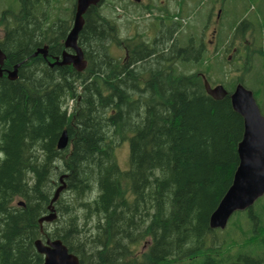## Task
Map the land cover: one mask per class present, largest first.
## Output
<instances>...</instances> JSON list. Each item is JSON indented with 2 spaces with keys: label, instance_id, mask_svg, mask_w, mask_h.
Instances as JSON below:
<instances>
[{
  "label": "trees",
  "instance_id": "1",
  "mask_svg": "<svg viewBox=\"0 0 264 264\" xmlns=\"http://www.w3.org/2000/svg\"><path fill=\"white\" fill-rule=\"evenodd\" d=\"M76 2L0 0V264H43L38 240H61L80 264H264V196L225 229L210 226L239 165L237 85L264 115V41L239 17L211 54L202 37L185 35L191 11L181 4L156 16L155 7L103 0L79 34L86 69L51 67L69 51ZM146 14L151 24L139 32ZM132 26L138 32L121 37ZM44 46L47 58L33 56ZM230 51L231 77L222 57ZM205 79L228 95H209ZM65 130L69 145L59 150ZM127 141L122 171L115 154ZM63 175L57 218L41 225Z\"/></svg>",
  "mask_w": 264,
  "mask_h": 264
},
{
  "label": "water",
  "instance_id": "2",
  "mask_svg": "<svg viewBox=\"0 0 264 264\" xmlns=\"http://www.w3.org/2000/svg\"><path fill=\"white\" fill-rule=\"evenodd\" d=\"M103 0H77L75 19L72 30L65 40V48L61 57H57L51 67L72 65L78 72H83L87 67L84 53L78 44L79 34L84 26V15L91 6H96ZM43 55L47 58L48 46L37 50L33 56ZM5 55L0 50V78L4 75ZM20 65L12 71H7L9 79L17 78V70ZM206 91L215 99H222L228 95L222 84L212 86L204 80ZM232 105L236 112L244 118V135L238 146L239 165L234 175V180L221 200L218 208L210 218L212 229H225L229 220L236 212L246 211L264 196V115L261 112L256 98L251 90L243 84L236 86L230 95ZM69 145L68 133L65 130L58 140V149L64 150ZM63 175L60 178L62 185L57 189L50 205V214L39 220L43 225L57 218L53 203L58 199L60 193L66 188ZM20 205H23L21 202ZM38 253L44 255L43 264H80L79 258L71 253L61 240H38L35 243Z\"/></svg>",
  "mask_w": 264,
  "mask_h": 264
},
{
  "label": "rangeland",
  "instance_id": "3",
  "mask_svg": "<svg viewBox=\"0 0 264 264\" xmlns=\"http://www.w3.org/2000/svg\"><path fill=\"white\" fill-rule=\"evenodd\" d=\"M199 0H145L144 5H139V8H146L151 6V8L155 9L154 15H159L162 10L168 9L169 13H178L180 11V4L182 5L184 9V13L187 11H191L190 15L186 17L185 19V25L183 27L185 35L188 36L191 33H195L198 37H203V33L206 32V35L203 39H206V42L211 40L213 37V24L216 25L218 23V32L217 34L222 31L221 38L225 41H227L228 35L231 33L229 26L235 22L239 17H241V21L247 20L249 24V28H253L254 32L252 31L251 37L252 39L260 38L262 39V42L264 41V0H226L224 3V0H203L200 3L199 9L197 8V11L191 10V7H193ZM223 3V4H222ZM16 1V6H17ZM159 7V9H158ZM137 6H132L131 10L136 9ZM224 11L228 12V16L224 17ZM220 12V14H219ZM197 13H200V19L202 22H199L197 24L196 32L191 30L190 27L195 23V18L197 19ZM167 15V14H166ZM212 17L214 20H217L216 22H213L212 24L208 23L209 18ZM140 26L141 29H138L136 27H131V30H123L121 33V37L126 35H133L135 33L144 30V28H147V23L151 24V21H148L147 19H150V14H146L144 17H141ZM198 20V21H199ZM208 25V26H207ZM138 27V26H137ZM138 29V30H137ZM191 30V31H190ZM142 32V31H141ZM250 34V32H249ZM3 33L0 31V37H2ZM256 37V38H255ZM213 40V39H212ZM219 41V35H216V42ZM215 48V49H214ZM209 52L211 54H215L217 51V45L216 47L208 48ZM224 51L226 49V45L222 48ZM223 51V52H224ZM112 53L116 57L123 56L124 52L123 50L118 49L116 46L112 47ZM219 53V52H217ZM233 52H226L223 54V58H228V60H231L232 63H228L226 65V69L229 72V77L233 76L234 68H233V62L234 58ZM230 57V58H229ZM264 64V61H263ZM256 71L259 72V75L262 74V70L260 67L256 68ZM258 103H260V100H257ZM127 143V144H126ZM122 144L116 151V159L118 160V164L122 171H126L130 164H129V154H130V148H129V141Z\"/></svg>",
  "mask_w": 264,
  "mask_h": 264
},
{
  "label": "flooded vegetation",
  "instance_id": "4",
  "mask_svg": "<svg viewBox=\"0 0 264 264\" xmlns=\"http://www.w3.org/2000/svg\"><path fill=\"white\" fill-rule=\"evenodd\" d=\"M130 1H134L136 4H139V5H144L145 3V0H130ZM146 5H144L143 7H145ZM220 14V12H219ZM217 20H214L212 17L209 18L208 20V23L209 24H212L213 22H216ZM208 26V25H207ZM213 37L211 40L207 41L206 42V39H203L204 36L206 35V32L203 33V37H202V41L203 43L208 47V48H211L213 47V44H214V47H216V35H217V32H218V23H216V25L213 24ZM215 49V48H214Z\"/></svg>",
  "mask_w": 264,
  "mask_h": 264
},
{
  "label": "bare ground",
  "instance_id": "5",
  "mask_svg": "<svg viewBox=\"0 0 264 264\" xmlns=\"http://www.w3.org/2000/svg\"><path fill=\"white\" fill-rule=\"evenodd\" d=\"M53 63V62H52Z\"/></svg>",
  "mask_w": 264,
  "mask_h": 264
}]
</instances>
